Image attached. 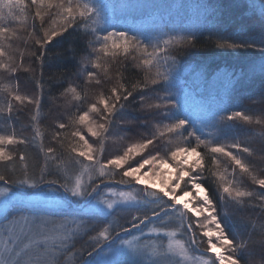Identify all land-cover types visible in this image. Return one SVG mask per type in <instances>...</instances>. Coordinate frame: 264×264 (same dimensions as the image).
<instances>
[{
  "label": "snow or ice",
  "instance_id": "6c2138e0",
  "mask_svg": "<svg viewBox=\"0 0 264 264\" xmlns=\"http://www.w3.org/2000/svg\"><path fill=\"white\" fill-rule=\"evenodd\" d=\"M135 7L144 5L0 0V264H256L257 255L264 264V192L248 190L238 176L264 190V171L236 154L251 156L249 147L220 137L230 122L264 119L229 107L240 79L231 72L222 81L225 107L208 111V102L193 96L206 114L192 112L178 58L199 45L204 28L214 29L215 47L260 53L251 79L264 75V35L226 39L206 18L176 35L159 25L117 28L106 11ZM113 61L120 65L115 76L107 67ZM57 62L62 68L46 71ZM21 75L31 92L22 90ZM88 85L99 90L86 104ZM26 110L29 124L18 133ZM54 110L56 119L45 124ZM117 129L127 142L105 157ZM49 131L55 146L44 144ZM29 145L43 153L38 170L19 150ZM66 159L79 169L70 173ZM163 166L171 171L162 176ZM255 200L260 218L242 221V231L226 209ZM121 213L125 224L115 220Z\"/></svg>",
  "mask_w": 264,
  "mask_h": 264
},
{
  "label": "trees",
  "instance_id": "16d2710c",
  "mask_svg": "<svg viewBox=\"0 0 264 264\" xmlns=\"http://www.w3.org/2000/svg\"><path fill=\"white\" fill-rule=\"evenodd\" d=\"M118 1L105 0L101 3L118 6L121 4L135 5L140 3V1H156L157 7L155 9L142 13H138L135 8L119 9L118 12L116 11L117 8L115 10L109 8L106 11L119 16L126 15L127 19H124L128 23H133V16L136 14L138 17L137 22L146 20L148 24L153 22V26L160 24L159 26H162L161 30L163 32H167L166 29L168 30V27L172 26L173 35H176L177 30L183 25L206 23V19L215 21L223 30L219 33L220 36L226 39L243 41L249 36L259 38L264 35V0H124L126 2L123 1V3H118ZM201 5L207 6V11L198 7ZM132 13L134 15H131ZM13 27L19 26L14 24ZM21 33L25 36L27 35L23 29ZM217 34L214 29L204 28L198 38L199 45L188 49L178 57L183 68L181 76V79L185 80L183 85L189 87L197 98H203L208 102V111H220L225 107L220 102L223 89L222 81L226 72H231L234 76H239L240 79L229 97V107L233 110L244 111L246 115L253 116L254 119H264V95L261 94V90L264 89V75L256 72L249 79V74L260 63V53L255 49L233 50L217 48L215 47V41L218 38ZM16 45L23 50V40L21 43L17 42ZM109 64H112V74L114 73L115 75L116 69L120 65L114 61ZM62 66V64L57 62L50 69H46V71L56 72ZM241 73H243L242 76ZM20 79L22 90L27 87V90L31 92L33 88L27 76L21 75ZM93 86H87L86 94L92 91L91 88ZM58 103H63V101ZM63 110L61 109V111ZM204 114L206 113L204 112ZM56 115L57 113L54 110L49 119L45 121V124L53 122L56 119ZM230 123L232 127H225L221 130L220 137L222 142L239 141L242 146L249 147L253 153L251 156L247 153L233 151L237 155L242 156L257 172L264 171V123L247 124L243 121ZM28 124L29 118L26 110L20 117V122L17 123V132L21 131V125L27 126ZM0 130H3V125H0ZM23 135L30 137L32 135L31 129L25 127ZM44 144L45 146H55L50 131L45 135ZM19 150L27 152V162L34 170H38V167L43 164V153L39 151L37 145H29L27 149L19 146ZM72 164L74 163L66 159L65 164L62 166L67 167ZM228 164L227 159L222 158L221 168L227 167ZM16 167L19 169V161L16 162ZM238 176L244 181V186L248 190L257 193L264 192L258 185L251 184V181L246 176H242L239 173ZM258 204V200L246 201L243 206L230 204L226 211L229 215L237 218V227L243 231L244 225L242 221L259 220L261 213ZM125 216H127V213H121L115 217L116 222L125 224V219L123 218ZM128 218L130 219V217ZM97 223L98 226H102L100 222ZM256 238L259 239V233L256 234ZM87 240V236L78 239L76 247L79 248L81 245H86ZM255 259L256 264H261L259 255ZM61 264H65V262L62 261Z\"/></svg>",
  "mask_w": 264,
  "mask_h": 264
},
{
  "label": "rangeland",
  "instance_id": "374dc122",
  "mask_svg": "<svg viewBox=\"0 0 264 264\" xmlns=\"http://www.w3.org/2000/svg\"><path fill=\"white\" fill-rule=\"evenodd\" d=\"M104 1L105 0H100V2H104ZM123 1L124 0H119L118 3H123ZM124 2H126V1H124ZM135 5H144V7H135V10L138 13H142L144 11H151V10L155 9V7H157V2L156 1H152V2H141L140 1V3H137ZM116 11L118 12L119 11V8H117ZM108 14H109V16H112V15L115 16V20L117 21V25H116L117 28H120V27H142L144 29H152L154 27L153 24H152L153 22L151 24L150 23L148 24V21L146 22V20L144 22L142 20H140L139 22H137L138 21V19H137L138 17H137L136 14L134 15V13L131 14V15H134L133 16L134 17V21H132L133 23H128L125 20V19H127L126 18V15H123L124 16L123 17V16H119V15H116V14H112L111 12H108ZM146 23H147V25H146ZM155 26H158V25H155ZM113 30H115V29H113ZM160 30H161V28H160ZM21 31H22V29L20 30V35L22 37L25 36L23 33H21ZM166 31L167 32H170V31L172 32V26L168 27V30L166 29ZM17 42L21 43L22 40H16V41H14L13 42V46L18 47V45H16ZM107 67L109 69L110 74H112V68H111L112 67V64L111 65L108 64ZM112 75L115 76L114 73ZM184 81H185L184 79L183 80L181 79V85H180V87L183 89L184 95L188 97V104H189L190 110L192 112H194V113L204 114V110L202 109V106L200 104L196 103L192 99V97L195 96L194 92L189 87L183 85V82ZM91 89H92V91L90 93L87 92L88 95L86 94L87 97H88V101H86V104L88 102H91L95 98V94L99 90V89L97 90V87L95 85ZM179 102L182 103V104L184 103L183 96H181ZM121 135H123V133L120 132V130H118V129L117 130H114V132H113V139L110 140L109 143L106 144V146H105V152H104L105 157L110 156L111 154L115 153L118 148L122 147L123 144L127 142L126 140H119L118 139V137L121 136ZM92 139H95V138H92ZM89 142L91 143L92 140H90ZM94 147H95V145H94ZM143 155L146 156L147 153H144ZM136 159H140V157L139 156L135 157L133 160L130 161V163H132L134 165ZM169 163H172V162L169 161ZM67 168H68V170H69L70 173H73V172H76L79 169V165L72 164V165L67 166ZM148 168H149V166H146L145 169L142 170V171H147ZM160 171H161V174L163 176V174L171 171V169H169L167 166H163L160 169ZM157 187H159L158 179H157ZM186 199H191V198H186ZM204 239H205V241L207 240V238H204ZM189 264H191V262H189Z\"/></svg>",
  "mask_w": 264,
  "mask_h": 264
}]
</instances>
